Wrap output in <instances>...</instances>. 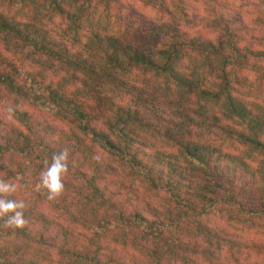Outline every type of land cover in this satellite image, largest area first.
Returning <instances> with one entry per match:
<instances>
[{
	"label": "trees",
	"instance_id": "obj_1",
	"mask_svg": "<svg viewBox=\"0 0 264 264\" xmlns=\"http://www.w3.org/2000/svg\"><path fill=\"white\" fill-rule=\"evenodd\" d=\"M232 1L0 0V178L33 199L27 226L0 227V264L264 261V0ZM64 148L48 200L39 174Z\"/></svg>",
	"mask_w": 264,
	"mask_h": 264
},
{
	"label": "clouds",
	"instance_id": "obj_2",
	"mask_svg": "<svg viewBox=\"0 0 264 264\" xmlns=\"http://www.w3.org/2000/svg\"><path fill=\"white\" fill-rule=\"evenodd\" d=\"M12 111L11 108L8 109ZM69 149L53 153L51 161H44V169L39 174L38 188L46 190L48 200L57 199L64 191L63 177L69 172ZM20 177H17L19 179ZM18 189L17 183L0 178V224L2 228L22 229L27 224L25 218L26 204L23 200L9 198Z\"/></svg>",
	"mask_w": 264,
	"mask_h": 264
},
{
	"label": "rangeland",
	"instance_id": "obj_3",
	"mask_svg": "<svg viewBox=\"0 0 264 264\" xmlns=\"http://www.w3.org/2000/svg\"><path fill=\"white\" fill-rule=\"evenodd\" d=\"M232 0H231V4H232ZM242 4H244L243 2H240V1H235L232 5L234 6V11L233 12H235L237 9L238 10H240L239 8H240V6L242 5ZM192 5H195V6H197V8H201V5H196V3H193ZM241 12L240 11H238L237 12V16L240 14ZM223 14L224 15H229L228 13H226L225 11L223 12ZM231 15V14H230ZM236 15H235V17H236ZM164 22H166V23H169V22H171L172 23V21H171V19L170 18H165L164 19ZM174 23V22H173ZM262 36H264V35H262ZM27 55H30V52L28 51L27 53H26ZM34 59V58H33ZM31 58H29V62L28 61H26L25 63L27 64V65H29V63L31 62ZM39 68H43V69H46V70H43V72H45V73H47V75L50 77V79L53 81L54 80V82L56 83L57 82V80L59 79V76H60V78L62 77V79H68V75H66V74H64L65 73V71H62L61 72V74H58V73H55L56 71H55V68H48V61L46 60V59H44V58H42L41 60H40V62H39ZM57 68V67H56ZM24 74V73H23ZM44 74V73H43ZM55 74H57L56 76H55ZM70 76H72V75H70ZM71 78V77H70ZM4 88V87H3ZM5 92H4V89H2L1 87H0V97L2 98V101L0 102V113L2 114V115H6L7 113H8V109L9 108H11V106H12V102L11 101H9V102H7V100H5L4 98H3V94H4ZM82 93H84V92H82ZM92 96V94H87V96ZM100 97V96H99ZM101 98V97H100ZM102 99V98H101ZM102 103H103V101L102 100H100V102H93V99L91 100V103H90V106H91V109L92 110H95L96 111V115H99L100 114V105H102ZM22 105L21 104H19V107H21ZM40 110V111H39ZM39 110H38V115L40 116V121L41 122H43V123H48V124H51V123H53V121H54V119L52 118V115H51V107L50 106H47V107H40L39 108ZM117 177H110L109 178V180L106 182V183H109L110 184V187H109V190L110 191H115L114 189H117V187H121V183H118V181L119 180H123L124 178H125V182H127V180H128V178L127 177H125V173L124 172H121V170H117ZM19 186V185H18ZM20 189H21V193L23 194V195H25V196H29L28 198H29V200L27 201V202H25L26 204H27V206H26V208H29L28 207V205L33 201V199H31V196H30V192H28L22 185H20V187H19ZM39 190V188L37 187V190L36 191H38ZM120 193L122 192V191H120L119 189H117ZM128 190H125V191H123V193L122 194H125L124 192H127ZM142 195H143V192H142V190H139V191H137V193L136 194H134V196H130L129 198H133V201L135 200V199H137V196H138V199H140V198H142ZM122 197V196H121ZM123 200V199H122ZM40 205L41 206H43L42 204H39L38 203V208H40ZM218 218H219V216H218ZM218 218H217V220H218ZM214 218L211 216H209L208 217V220H209V222H211L212 220H213ZM216 220V221H217ZM259 224H258V226H256V228H254V231L253 232H259V233H262V234H264V221H259L258 222ZM28 225V224H27ZM26 225V226H27ZM243 226L244 225H240L239 227H238V229L240 230V229H242L243 228ZM29 229H31V226L30 227H28ZM38 228V229H37ZM40 228H41V225L39 224V225H37V227H36V229H37V239L40 237V235L39 234H41V233H45V235H48V234H52L53 236H57V239L58 240H60V242L63 240V236H62V234H61V232L60 233H58V231L55 229V227H53V226H49V227H47V229L46 230H42L41 232H40ZM14 229V228H13ZM251 229H253V228H251ZM7 231H12V228H9V229H6ZM190 231V230H189ZM35 232V231H34ZM250 237L251 236H254V235H249ZM71 239H74L75 241H78V242H84V239H82V237L81 236H76L75 238H71ZM256 239H257V241L258 242H262L261 240H262V236H260V237H256ZM263 239H264V236H263ZM251 264H264V261L262 260V259H260V258H258V260H256V261H253Z\"/></svg>",
	"mask_w": 264,
	"mask_h": 264
}]
</instances>
